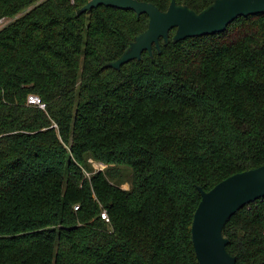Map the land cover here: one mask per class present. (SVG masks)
Segmentation results:
<instances>
[{"label": "trees", "instance_id": "1", "mask_svg": "<svg viewBox=\"0 0 264 264\" xmlns=\"http://www.w3.org/2000/svg\"><path fill=\"white\" fill-rule=\"evenodd\" d=\"M88 1L0 0V264H199L198 187L264 163V12L113 69L148 16ZM263 215L225 223L236 264H264Z\"/></svg>", "mask_w": 264, "mask_h": 264}, {"label": "water", "instance_id": "2", "mask_svg": "<svg viewBox=\"0 0 264 264\" xmlns=\"http://www.w3.org/2000/svg\"><path fill=\"white\" fill-rule=\"evenodd\" d=\"M100 4L123 10L131 9L137 16H148L146 29L133 36L118 58L104 64L113 69H119L132 59L140 60L143 51L152 56L153 45L160 52V40L167 44L172 29L175 31L170 40L177 43L186 37L222 32L238 16L264 12V0H213L198 12L185 4H177L175 0H170L168 8L162 11L148 1L89 0L78 13ZM198 191L200 200L190 228L198 263L236 264L235 256L226 250L228 239L222 234V229L234 212L264 197V163L233 173L208 191L199 186Z\"/></svg>", "mask_w": 264, "mask_h": 264}, {"label": "built area", "instance_id": "3", "mask_svg": "<svg viewBox=\"0 0 264 264\" xmlns=\"http://www.w3.org/2000/svg\"><path fill=\"white\" fill-rule=\"evenodd\" d=\"M27 103L31 104V105H37L40 108H44V103L41 102L40 98L37 95H29L27 97ZM95 167V166H94ZM102 167H104V164H101V167H95V169H101ZM264 216V215H263ZM101 217L105 218V214L102 213ZM107 220V218H105ZM263 235H264V230L262 231Z\"/></svg>", "mask_w": 264, "mask_h": 264}, {"label": "rangeland", "instance_id": "4", "mask_svg": "<svg viewBox=\"0 0 264 264\" xmlns=\"http://www.w3.org/2000/svg\"><path fill=\"white\" fill-rule=\"evenodd\" d=\"M8 21H10V20L7 19V18L0 19V26H2L3 24L7 23ZM93 165L95 167H101V164L100 163L93 162ZM123 187L128 188V185L126 183H124L123 184Z\"/></svg>", "mask_w": 264, "mask_h": 264}]
</instances>
